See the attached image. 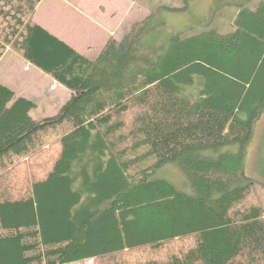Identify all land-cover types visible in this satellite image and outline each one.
Returning <instances> with one entry per match:
<instances>
[{"label": "trees", "instance_id": "obj_1", "mask_svg": "<svg viewBox=\"0 0 264 264\" xmlns=\"http://www.w3.org/2000/svg\"><path fill=\"white\" fill-rule=\"evenodd\" d=\"M40 2L0 0V59L16 54L69 98L33 119L0 84V182L57 143L43 176L0 192V264H264V199L240 174L264 107V0L228 2L224 32H173L149 14L92 60L33 21ZM169 163L190 194L154 176ZM180 241L164 258H121Z\"/></svg>", "mask_w": 264, "mask_h": 264}, {"label": "rangeland", "instance_id": "obj_2", "mask_svg": "<svg viewBox=\"0 0 264 264\" xmlns=\"http://www.w3.org/2000/svg\"><path fill=\"white\" fill-rule=\"evenodd\" d=\"M235 1L238 0H41L42 3L40 2L36 7L33 21L92 60L96 55L91 51L94 49L99 52L109 31H115V38L120 40L129 32L133 23L143 20L149 14L158 15L157 17L163 19L173 32L195 34L209 26L218 27L222 32L227 31L228 19L236 11L235 8L227 7V4ZM239 1L248 3L245 0ZM256 1L251 0L250 4ZM168 7L175 10L167 9ZM90 23L93 24L92 27ZM88 43L93 48L86 50L84 45ZM11 53L0 62L1 79L11 84L10 88L13 91L22 92L33 102L35 108L29 113L31 118L40 119L56 114L68 100V91L60 85H56L57 89L50 87V82L53 80L49 76L30 67L19 56ZM24 63L29 68H25ZM263 122L261 115L255 130L241 149L243 162L240 174L252 179L256 186L251 196L252 200L264 199L259 186L264 185ZM46 142L43 149L31 160L26 156L16 161L18 162L16 168L12 169L10 165L9 168L7 167L8 170H12L3 175L0 192L5 189L15 191L18 186L26 184L27 178H39L46 173V168L57 150L56 139ZM236 150L235 146L222 149L231 152ZM1 165L0 167L6 168V165ZM154 176L165 179L184 193L192 192L186 172L176 163L162 166ZM186 244V241H180L158 250L141 249L125 252L121 258L132 263L148 258H164L170 253L183 249ZM71 264H96V262L90 260Z\"/></svg>", "mask_w": 264, "mask_h": 264}, {"label": "crops", "instance_id": "obj_3", "mask_svg": "<svg viewBox=\"0 0 264 264\" xmlns=\"http://www.w3.org/2000/svg\"><path fill=\"white\" fill-rule=\"evenodd\" d=\"M44 1V0H43ZM42 3V2H41ZM78 11H80L79 9H78ZM36 23V22H35ZM94 24H97V22H93ZM38 24V23H37ZM40 25V24H39ZM41 26V25H40ZM90 26L92 27L93 26V24L92 23H90ZM43 27V26H42ZM95 27H97V26H95ZM44 29H46L45 27H43ZM47 30V29H46ZM48 31V30H47ZM49 32V31H48ZM90 33H91V30L89 31ZM51 33V32H50ZM109 33V35L105 38V41H104V43H103V45L105 44V42L107 41V39L109 38V37H114L115 38V31H113V30H111V31H109L108 32ZM52 34V33H51ZM52 35H54V34H52ZM55 36V35H54ZM57 37V36H56ZM60 39V38H59ZM116 39V38H115ZM61 40V39H60ZM63 41V40H62ZM65 42V41H64ZM66 43V42H65ZM67 44V43H66ZM70 46V45H69ZM72 47V46H71ZM84 47H85V49L86 50H88L89 48H93V46L92 45H90L89 43L88 44H85L84 45ZM73 48V47H72ZM102 48V47H101ZM101 48H100V50H101ZM75 49V48H74ZM76 50V49H75ZM99 50V51H100ZM77 52H79L78 50H76ZM91 52H94L95 53V55L97 56V54L99 53V52H97V51H95L94 49L91 51ZM9 53H11V52H6L4 55H3V57L0 59V62L9 54ZM80 53V52H79ZM12 54V53H11ZM81 54V53H80ZM82 55V54H81ZM84 56V55H83ZM95 56V57H96ZM13 58H15V57H13ZM25 65H24V67L26 68V67H28L27 65H26V63H24ZM28 64V63H27ZM29 65V64H28ZM30 67H31V65H30ZM29 68V67H28ZM34 68V67H33ZM35 70H37V69H35ZM2 81V82H1ZM11 82V81H10ZM0 84L1 85H4V86H6V87H8V88H10L11 86V84H8V83H6V82H4L2 79H1V77H0ZM56 85H59V84H57L56 82H54V81H52V82H50V87H55V89H57L58 87L56 86ZM11 89V88H10ZM12 90V89H11ZM13 91V90H12ZM17 96H19V97H23V98H27L26 96H24V94L22 93V92H20V91H13ZM69 93V92H68ZM28 99V98H27Z\"/></svg>", "mask_w": 264, "mask_h": 264}, {"label": "flooded vegetation", "instance_id": "obj_4", "mask_svg": "<svg viewBox=\"0 0 264 264\" xmlns=\"http://www.w3.org/2000/svg\"><path fill=\"white\" fill-rule=\"evenodd\" d=\"M261 115H262V120H263V119H264V107H263L262 111L259 113V115H258V117H257V119H256V121H255V123H254V128H253V130H255L256 123H257V121H258V119L260 118ZM262 133L264 134V122H263V124H262Z\"/></svg>", "mask_w": 264, "mask_h": 264}]
</instances>
